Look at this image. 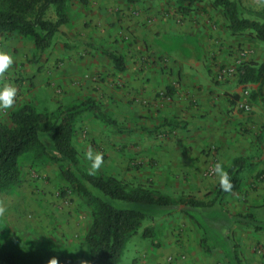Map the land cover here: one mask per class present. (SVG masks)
<instances>
[{
    "label": "rangeland",
    "instance_id": "374dc122",
    "mask_svg": "<svg viewBox=\"0 0 264 264\" xmlns=\"http://www.w3.org/2000/svg\"><path fill=\"white\" fill-rule=\"evenodd\" d=\"M92 1L97 3L99 0ZM114 1L118 9L113 16L114 14L120 16L119 11H123L124 8L132 15L145 14V17L155 14H150V9L157 13L163 11L169 16L177 13L171 0H141L133 5L134 8H130L126 1ZM77 2L79 0H68V9L74 15L78 13ZM242 2L246 7L255 10L264 5V0H242ZM83 5L87 6L84 3ZM122 5L127 7L123 8ZM193 12H200L211 19L215 27L225 28L222 11L220 8H213L211 0H204ZM47 16L51 19L55 18L52 7L49 8ZM103 16V23L101 20L99 22V16L86 19L85 31L75 23L63 24L62 29L65 31L58 30L50 45L40 54L36 53L29 37L19 36L15 32L0 34V48L9 51L14 57L9 70L0 76V81H10L17 88L14 108L29 102L37 110L51 111L59 105L65 106L92 94L97 100L99 98L104 111L117 124L105 125L93 118L90 113H84L82 120L77 123L74 135V142L79 151L78 164L81 168L89 171L83 152L88 147H92L103 153L104 164L99 170L91 172L113 173L124 181L150 180L156 187L174 196L188 193L204 200L211 198L213 185L217 181L213 171L217 158L207 165L204 176L198 180L191 176L181 179L164 178L162 168L150 161L153 157H147L145 146L150 142L156 147L164 135L158 129V125H154L153 129L143 125L139 128V132L135 131V125L131 124H138L139 119L143 121V114L133 116L128 107L129 100L125 99L121 102V98L118 100L114 92L115 88H120L122 92L128 88L122 81L115 79L105 81L103 71L111 75L117 73L114 71V66L107 63L106 56L97 49L105 45V40H99L98 37L99 25L111 28L116 26L117 30H121L125 24L123 18L118 17L117 20L113 18L110 11L107 14L103 13ZM247 16L259 19L255 15ZM92 28H95V31ZM67 32L71 33V37ZM226 37L232 41L230 46H233L238 54L232 65L235 66L232 74L234 78H236V68L243 60L256 62L264 60V44L246 32L238 35L229 33ZM112 42H117V39H112ZM68 51L74 52L75 55L80 53L78 62L84 66V71L80 72L81 75L78 77L79 87L76 90L66 88L63 84L62 78L65 70H68L63 64L65 53ZM68 65L72 68L73 62L70 61V57H68ZM99 65L103 69H99ZM74 68L76 66H73L72 70ZM120 73L123 74L121 71ZM74 75L73 78H77ZM249 83L255 84L253 88H248L249 100L264 109V84L260 88L259 82ZM121 91L119 94H122ZM253 93H256L254 98H252ZM123 94L121 97L126 95L124 92ZM10 110L0 112V120L7 121ZM118 128L121 135L133 138L132 141L127 139L123 142L120 152H117L115 136L112 137ZM123 130L126 133L121 132ZM256 146L251 152L240 154L245 155L252 164L250 169L244 171L246 174L255 166L257 170L261 164H258L261 150L258 145ZM137 155L139 157H135ZM19 168V182L0 190V209H2L0 251L12 250L26 259L44 263L55 256L58 264H84L86 252L83 240L90 224L88 207L62 179L57 163L47 156L36 158L31 153L23 154L19 157ZM258 174H260L259 178L263 179L261 171ZM242 182L252 190L257 188V185H253L254 179L250 181L245 175ZM246 195V190L239 189L227 193L221 202L225 215L250 212L256 219L264 221V199L261 200L263 203L247 205L246 208L241 207L239 203H233L247 202ZM228 225L229 236L233 237L239 246L241 263L264 264V230L254 229L251 224L234 221L232 218ZM146 226L152 227L153 236L142 235V230ZM217 228L221 232H226L224 225H218ZM202 236L201 227L179 210L155 220L145 219L139 229L127 239L119 264H230L222 250L207 251Z\"/></svg>",
    "mask_w": 264,
    "mask_h": 264
},
{
    "label": "crops",
    "instance_id": "0c3cea01",
    "mask_svg": "<svg viewBox=\"0 0 264 264\" xmlns=\"http://www.w3.org/2000/svg\"><path fill=\"white\" fill-rule=\"evenodd\" d=\"M84 4L87 6L81 0L77 2L76 15L69 10L71 19L66 24L75 23L85 31L86 19L99 16V22L103 23V13L110 11L113 16L118 9L114 0H99L97 3L87 0ZM136 4L128 3V6L134 8ZM123 11H119L120 16L114 14L113 18H123L124 27L117 30L116 26L99 25L98 37L105 40L103 48L122 55L125 69L121 71L123 74L115 69V75L103 71V76L105 81H122L128 88L123 91L126 94L123 97L120 88H115L114 92L121 102L129 100L128 107L133 116L143 114V121L139 119L138 124H131L135 125V131L139 132L143 125L149 129L158 125L163 132L164 137L156 147L150 142L145 146L147 157H153L150 161L162 168L164 178L191 176L199 180L213 159L227 164L234 156L249 153L258 145L261 150L259 168L256 170L255 166L247 174L242 173V179L243 175L250 181L254 179L253 185L257 188L252 190L242 182L239 190L247 191V202L233 203H239L244 208L263 203L264 109L250 101L249 96L251 110L239 109L237 100L242 98L244 85L233 75L224 78L216 76L221 67L232 66L238 56L235 48L230 46L232 41L226 37L229 32L224 27H215L212 20L200 12H177L169 16L163 11L157 13L150 9L149 13L155 14L145 17V14L132 15L126 8ZM62 25L59 31H65ZM92 29L95 31V28ZM67 33L71 37V33ZM115 38L117 42H112ZM79 54L65 53L63 65L68 70H65L62 79L66 88L76 90L79 87L78 77L84 71V66L78 62ZM68 57L73 62L72 68L76 66L73 70L68 65ZM106 61L113 66L109 58L106 57ZM99 69H103L101 65ZM73 74L77 78H73ZM253 86L254 83H248L246 88ZM120 91L122 94H119ZM119 130L112 135L117 142V152L123 148V142L133 139L132 136L121 135ZM121 132L126 133L125 130ZM259 171L263 179H255Z\"/></svg>",
    "mask_w": 264,
    "mask_h": 264
},
{
    "label": "trees",
    "instance_id": "16d2710c",
    "mask_svg": "<svg viewBox=\"0 0 264 264\" xmlns=\"http://www.w3.org/2000/svg\"><path fill=\"white\" fill-rule=\"evenodd\" d=\"M125 1L136 4L141 0ZM171 1L179 14H189L204 0ZM68 5V0H0V34L15 32L19 36L29 37L36 53L40 54L50 45L59 26L71 19ZM211 6L221 9L224 26L230 34L246 32L264 44V5L255 10L246 7L242 0H211ZM50 7L54 10L53 19L47 16ZM247 15H255L259 19ZM97 49L112 61L115 69H125L121 54L103 47ZM235 72L236 80L244 87L249 82H259L260 88L264 84V60H243ZM255 95L253 93L252 98ZM84 113H90L105 125L116 124L104 111L100 100L92 96H85L65 106L59 105L51 111L37 110L29 102L11 109L8 120H0V190L19 182L21 155L31 153L36 158L47 156L57 163L62 179L89 209L90 224L83 240L86 252L84 264H119L127 239L145 219L155 220L178 210L201 227L202 242L207 251L220 249L230 264H242L239 246L228 234L231 218L263 230L264 221L256 219L250 212L225 215L221 202L227 193L240 188L242 173L252 167L245 155L239 154L225 164L232 182L231 191H223L217 180L209 199L188 193L174 196L162 191L150 180L124 181L113 173L91 172L81 168L74 135ZM259 175L256 173L255 179ZM218 225H224L226 232L219 231ZM142 235L153 236L152 227H144ZM0 264L47 263L32 261L6 250L0 251Z\"/></svg>",
    "mask_w": 264,
    "mask_h": 264
},
{
    "label": "clouds",
    "instance_id": "9594fccd",
    "mask_svg": "<svg viewBox=\"0 0 264 264\" xmlns=\"http://www.w3.org/2000/svg\"><path fill=\"white\" fill-rule=\"evenodd\" d=\"M13 62V55L9 51L0 48V76L9 70ZM16 96L17 88L14 83L10 81H0V112H6L14 108ZM83 158L88 165L89 171L99 170L104 164L103 153L92 147H88L83 152ZM213 171L216 174L220 188L226 192L231 191L232 182L222 160H218L214 163ZM0 211H2V209H0ZM47 264H58V260L53 256L47 261Z\"/></svg>",
    "mask_w": 264,
    "mask_h": 264
},
{
    "label": "built area",
    "instance_id": "2783aa9c",
    "mask_svg": "<svg viewBox=\"0 0 264 264\" xmlns=\"http://www.w3.org/2000/svg\"><path fill=\"white\" fill-rule=\"evenodd\" d=\"M234 67L233 66L221 67L217 71L216 76L218 78H224V77L232 76V74H234V72H233L234 71ZM241 95H242V98L237 100V107L241 108V109H243L245 111L251 110L252 106H251V103L248 101L249 90L246 87L243 88Z\"/></svg>",
    "mask_w": 264,
    "mask_h": 264
}]
</instances>
